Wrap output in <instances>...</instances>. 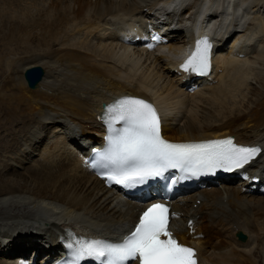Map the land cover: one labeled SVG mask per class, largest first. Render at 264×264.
I'll return each instance as SVG.
<instances>
[{
  "label": "bare ground",
  "instance_id": "obj_1",
  "mask_svg": "<svg viewBox=\"0 0 264 264\" xmlns=\"http://www.w3.org/2000/svg\"><path fill=\"white\" fill-rule=\"evenodd\" d=\"M158 1L0 0V129L8 132L0 137V264L30 258V248L41 258L44 244L56 252L67 226L113 237L135 221L138 205L106 188L75 153L82 143L101 140L96 114L116 96L153 100L163 112L166 138L232 134L264 149V0H219L238 11L250 9L239 15L241 26L230 10L209 16L216 34L231 39L215 51L216 83L195 81V74L178 67L195 45L190 38L182 43L184 38L207 32L194 25L207 11V5L199 7L202 0L180 4L179 29L171 44L158 45V53L123 43L119 32L130 25L127 18L154 21L144 12L156 10ZM131 29L145 35L142 27ZM43 47L50 51L36 54ZM35 64L46 74L30 88L23 74ZM185 84L198 88L189 91ZM257 172L264 176V153L174 203L181 212L173 220L176 235L197 248L199 264H257L256 249L264 253V194L250 183ZM22 213L24 218L16 216ZM190 218L196 220V238L188 233ZM239 230L248 235L246 242L237 239ZM44 260L48 255L37 264Z\"/></svg>",
  "mask_w": 264,
  "mask_h": 264
},
{
  "label": "snow or ice",
  "instance_id": "obj_2",
  "mask_svg": "<svg viewBox=\"0 0 264 264\" xmlns=\"http://www.w3.org/2000/svg\"><path fill=\"white\" fill-rule=\"evenodd\" d=\"M166 41L158 33L148 37L146 47L155 49ZM212 43L208 36L195 41L194 49L180 67L199 75L211 69ZM101 119L107 125V148L94 150L89 166L108 184L134 189L150 180L167 179L178 170L189 179L218 170H243L264 153L259 146H246L233 137L175 143L163 138L161 117L146 99L124 96L105 107ZM120 127H116L117 124ZM175 184V180H170ZM177 214L165 203L153 202L119 242L73 237L65 243L68 258L63 264H198L196 249L178 241L170 230ZM191 227V221L189 222Z\"/></svg>",
  "mask_w": 264,
  "mask_h": 264
},
{
  "label": "water",
  "instance_id": "obj_3",
  "mask_svg": "<svg viewBox=\"0 0 264 264\" xmlns=\"http://www.w3.org/2000/svg\"><path fill=\"white\" fill-rule=\"evenodd\" d=\"M44 74L45 71L43 67L40 65H36L25 70L24 78L30 88H36L39 82L43 79ZM240 238L245 239V237L241 236V234Z\"/></svg>",
  "mask_w": 264,
  "mask_h": 264
},
{
  "label": "rangeland",
  "instance_id": "obj_4",
  "mask_svg": "<svg viewBox=\"0 0 264 264\" xmlns=\"http://www.w3.org/2000/svg\"><path fill=\"white\" fill-rule=\"evenodd\" d=\"M4 24H5V22H4ZM3 25V22H2V14H0V29L3 27L2 26ZM58 47V46H57ZM44 48V47H43ZM50 47H45L44 49H42V48H40V50L36 53V54H42V55H45V54H47L50 50H48ZM30 56L31 55H34L35 56V53H31V54H29ZM35 65H37V64H35ZM45 68V67H44ZM46 69V68H45ZM173 78V77H172ZM187 115V114H186ZM2 131V132H1ZM44 133H45V131H44ZM4 135H8V132L6 131V129H4V130H2V129H0V137L1 136H4ZM44 135V134H43ZM9 137V136H8ZM9 139H11V137H9ZM16 214H18V213H16ZM16 216H18V217H21V218H24V213H22V215H16ZM7 217H13V215L12 214H10V215H8ZM256 253H255V258H256V260H257V264H264V253H261V251H259V250H256L255 251Z\"/></svg>",
  "mask_w": 264,
  "mask_h": 264
}]
</instances>
